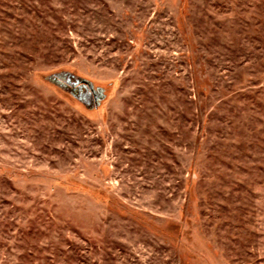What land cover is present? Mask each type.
Returning a JSON list of instances; mask_svg holds the SVG:
<instances>
[{"label": "rangeland", "instance_id": "rangeland-1", "mask_svg": "<svg viewBox=\"0 0 264 264\" xmlns=\"http://www.w3.org/2000/svg\"><path fill=\"white\" fill-rule=\"evenodd\" d=\"M0 264H264V0H0Z\"/></svg>", "mask_w": 264, "mask_h": 264}]
</instances>
